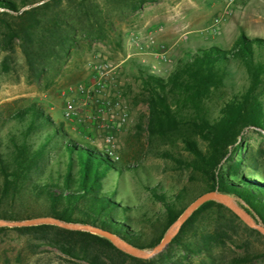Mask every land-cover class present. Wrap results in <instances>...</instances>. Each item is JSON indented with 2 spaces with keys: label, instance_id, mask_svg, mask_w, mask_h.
I'll return each mask as SVG.
<instances>
[{
  "label": "trees",
  "instance_id": "trees-1",
  "mask_svg": "<svg viewBox=\"0 0 264 264\" xmlns=\"http://www.w3.org/2000/svg\"><path fill=\"white\" fill-rule=\"evenodd\" d=\"M147 1L106 0L130 12ZM109 13L100 0H0V77L14 72L19 57L33 84L59 74L74 53L113 35ZM233 62L246 73L239 89ZM135 67L148 110L137 134L146 131L148 142L157 143L152 156L186 172L191 185L173 190L148 177L142 181L136 166L74 139L33 103L12 115L15 129L0 135V220L51 217L150 250L195 198L217 191L264 227V177L256 168L263 150L244 143L248 131L264 140V38L243 32L231 49L186 50L167 75ZM225 89L231 94L223 98ZM216 94L222 97L213 112L207 104ZM126 172L158 209L125 199ZM12 234L25 243L13 256L0 243V264L264 263V250L250 248L264 236L216 201L199 206L149 259L126 254L99 235L50 224L0 227V240Z\"/></svg>",
  "mask_w": 264,
  "mask_h": 264
},
{
  "label": "rangeland",
  "instance_id": "rangeland-1",
  "mask_svg": "<svg viewBox=\"0 0 264 264\" xmlns=\"http://www.w3.org/2000/svg\"><path fill=\"white\" fill-rule=\"evenodd\" d=\"M100 1L113 19L115 30L112 36L93 42L91 46L74 53L59 74L48 76L39 85L27 79L20 57L14 72L0 77V135L4 136L9 130L15 129L16 123L10 118L16 111L36 103L56 123L62 122L74 139L106 150L102 130L87 120V116L93 111L91 108L97 104L85 106L80 95L74 92L78 84L88 82L94 64L106 61L114 68L108 81L106 97L118 96L129 115L127 125L115 136L111 156L125 165L136 166L142 181L148 177L152 183L159 182L165 188L172 187L173 190L191 185L186 180V172L175 170L170 162L152 156L151 149L157 143L148 142L146 131L137 134L136 125L146 121L148 110L139 96L141 90L135 65L141 63L149 66L155 73L167 75L186 50L213 46L231 49L243 33L241 27L245 28V35L249 38H264V15L258 18L251 9L252 3L260 2L249 0L247 14L241 17L240 14H234L233 9L238 2L236 0L231 14L224 17L217 33L213 34L210 31L213 20L225 9V2L221 0H149L134 12L109 5L106 0ZM253 19H259L260 26ZM233 65L235 88L239 89L247 84L246 73L238 63L233 62ZM230 94L231 91L225 89L223 98ZM219 96L221 95L216 94L207 104L213 112L217 110L222 97ZM67 100H73L82 109L81 115L73 121L64 118ZM244 136V143L263 150L256 168L259 171L257 174L264 177V140L251 131L245 132ZM124 181V197L128 202L158 209L159 206L151 203L142 185L130 173H124ZM0 243H3L8 255L13 256L25 241L12 234L9 238L0 240ZM236 245V252L241 253L239 242ZM250 248L253 251L264 250V243L253 241ZM48 257L56 259L53 255Z\"/></svg>",
  "mask_w": 264,
  "mask_h": 264
},
{
  "label": "built area",
  "instance_id": "built-area-1",
  "mask_svg": "<svg viewBox=\"0 0 264 264\" xmlns=\"http://www.w3.org/2000/svg\"><path fill=\"white\" fill-rule=\"evenodd\" d=\"M225 2V9L213 20L210 31L216 34L220 23L225 16L231 14V8L236 0H221ZM114 68L106 61L96 63L92 66L89 80L86 83L78 84L74 92L78 93L85 106L97 104L88 116L90 123L97 125L104 134V142L107 146L106 151L112 155V148L115 136L119 134L127 125L129 115L123 107L118 96L107 98L109 88V78L112 76ZM82 109L74 104L73 100H67L64 111V118L73 121L81 115Z\"/></svg>",
  "mask_w": 264,
  "mask_h": 264
},
{
  "label": "water",
  "instance_id": "water-1",
  "mask_svg": "<svg viewBox=\"0 0 264 264\" xmlns=\"http://www.w3.org/2000/svg\"><path fill=\"white\" fill-rule=\"evenodd\" d=\"M207 201H216L218 203H221L226 208H228L231 212L236 214L240 220L247 225L250 228H253L257 230L261 235L264 236V227L261 224L256 223L253 219H251L246 213H244L242 210H240L234 201L217 191H209L206 193H203L202 195L195 198L182 212V214L177 218V220L167 229L165 232L163 238L161 241L152 249L146 251V250H140L137 249L128 243L122 241L115 235H112L111 233H108L106 231L97 229L95 227L89 226V225H81V224H73V223H65L62 221H59L57 219L51 218V217H41V218H35L31 220H24V221H4L0 220V227H22V226H35V225H41V224H50L57 226L59 228L67 229V230H74V231H85L90 232L92 234L99 235L103 238H106L109 240L117 249L123 251L126 254H129L131 256L141 258V259H149L161 251L170 243L172 238L177 234L178 230L180 229L181 225L187 220V218L202 204H204Z\"/></svg>",
  "mask_w": 264,
  "mask_h": 264
},
{
  "label": "crops",
  "instance_id": "crops-1",
  "mask_svg": "<svg viewBox=\"0 0 264 264\" xmlns=\"http://www.w3.org/2000/svg\"><path fill=\"white\" fill-rule=\"evenodd\" d=\"M248 1L249 0H238V2H236L235 6H234V14L236 15H241L242 16H245L247 14V9L249 8V5H248ZM258 4H251V9L253 12V14L256 15V17L258 18H261L263 15H264V0H257ZM250 2V1H249ZM255 22H258V26H260L259 24V19L256 20V19H253ZM241 30L245 33V28L244 27H241Z\"/></svg>",
  "mask_w": 264,
  "mask_h": 264
}]
</instances>
